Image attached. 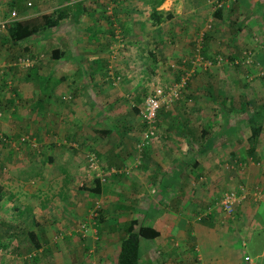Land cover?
I'll return each mask as SVG.
<instances>
[{
  "label": "crops",
  "instance_id": "0c3cea01",
  "mask_svg": "<svg viewBox=\"0 0 264 264\" xmlns=\"http://www.w3.org/2000/svg\"><path fill=\"white\" fill-rule=\"evenodd\" d=\"M59 7L65 16L44 28L42 14ZM4 19L0 179L10 185L0 183V206L18 214L0 209V220H25L22 242L33 244V229L42 263L44 246L67 236L61 264H117L133 219L159 233L140 238L138 264L255 263L263 250L246 252L264 248V76L192 77L178 101L160 108L151 145L138 150L136 141L145 96L178 80L175 67L201 33L206 53L251 50L238 43L264 29V0H0ZM18 20L38 31L12 41ZM18 56L29 64H16ZM107 169L114 172L103 176ZM231 189L241 198L227 210L221 198ZM30 198L38 200L26 211ZM83 218L91 234L73 232ZM51 221L69 227L65 235Z\"/></svg>",
  "mask_w": 264,
  "mask_h": 264
},
{
  "label": "rangeland",
  "instance_id": "374dc122",
  "mask_svg": "<svg viewBox=\"0 0 264 264\" xmlns=\"http://www.w3.org/2000/svg\"><path fill=\"white\" fill-rule=\"evenodd\" d=\"M257 19L260 20L259 18H257ZM93 27H94V25H92V28ZM261 27L258 28L256 31H254V34L251 35V37L253 38L251 41L248 40L246 42L238 43L241 51L244 48H250L253 51L251 63L248 64L245 62L242 63V62H234L233 61V59L236 58L235 56L241 55L242 52H236L235 54L234 53L228 54V53L222 52V51H219V53H207L206 57H208V58L214 59L217 54L219 57H222V58L219 59V62H217V63H216V60L215 61L213 60L212 66L206 67V66L200 64L198 67H195V69L193 67V72H191L192 73L191 78L195 76L199 81V80L203 79L204 76L208 75L209 73L212 74L213 80H216V78L214 77L215 74L217 76H219V75H224L226 77L237 76V77H241V78H245V79H247V78L251 79V78L257 77V76L258 77L264 76V29L262 30ZM227 54L232 56V57H227L226 56ZM19 57L20 56H18L16 59H18ZM240 57L241 56L238 57L239 60H241ZM175 62H172V63L176 66ZM21 65H23V64H21ZM191 68H192V66H190L189 70ZM207 68H208V70L206 71ZM171 73L173 74L174 72L171 71ZM173 79H175L174 76L172 77V79H170V81H172ZM40 81L42 84L45 83L43 78ZM160 84H163V83L160 82ZM35 85L34 86L36 88H39L41 86L39 83H36ZM214 85L216 88L219 87V81H217V83L215 82ZM186 88H187V85L182 89V93L186 90ZM201 90L205 91L204 89H201ZM0 109L4 110L2 106ZM15 176L23 177V174H15ZM0 183L3 184L6 188L8 185H10L8 180H6V177L1 178ZM38 193L40 195V200H45L47 198L46 192L44 190L39 189ZM13 199L15 200L16 198L14 197ZM20 199H23V198L20 197ZM97 199L102 202V199H100V198H97ZM35 200H38V198H35V199L30 198L27 205L25 206L26 211H29L30 208L28 205L31 204V202L35 201ZM87 202H89V201H87ZM13 203L23 205V203H21V200L13 202ZM11 205L12 204H9V202L7 204H2L0 206V209H4V208L8 209V213H10V214L17 213V212L13 211V210H16L14 208H12V209L10 208V210H9V207H12ZM5 209H4V212H5ZM69 212H70L69 209L65 210L64 214H69ZM6 213H7V211H6ZM93 213H95V212H92V214ZM30 215H31V212L29 213L28 216H30ZM0 218L2 219L3 217H0ZM18 220H19V218H17V217L15 219L11 218L8 221L6 220L7 222L12 221V222H10V224L13 225L14 227H9L7 225L6 221L0 220V264H28V262H29V264H53V262L56 259L57 260L54 262V264H61V262L64 260L63 257L64 256L66 257V255H65L67 253L66 248L69 246L68 247V249H69L72 246L70 243L71 242L70 237L65 236V237L61 238L58 241L57 245H55V243L54 244H48L47 246L45 245L44 249L42 250V252H45V255H43V258H44L43 260H45V261H44V263H42L38 259L41 256L37 255V252L41 251L39 249V247H34L33 244H31V242L30 243H27V241L22 242V240L24 239L25 229L27 228V225L25 224L26 227H23L25 220H23L22 222H18ZM65 222L66 221L62 220V223H65ZM52 223H53V225L50 223L52 225L51 230L56 232L57 236L65 235L66 231H68V229H69V227H66L65 224L57 225L54 222H52ZM73 225H74L73 232H79V234H82L83 232L84 233L88 232L89 234H91L89 232L90 223H89L88 219H85V218L78 219V221L75 222V224L73 223ZM30 226H32V225H30ZM175 230L179 231V229H177V228ZM97 233L98 232H96L94 234H97ZM115 234H116L115 236H117L120 234V232H116ZM97 242H99V241H97ZM4 243H7V244H4ZM56 243H57V241H56ZM94 246H96V245L94 244ZM30 247H31V249L29 251ZM82 247H83V249L86 248L85 246H82ZM52 249L54 251H57L58 254H56L54 256V258L51 259L49 257V254L51 257H52V255L49 252H51L50 250H52ZM87 249L88 248H86V250ZM261 250H263V253L257 256V254H259L261 252ZM98 251H99V254L102 255L101 249H98ZM24 253H26V255L28 256L27 261L24 260V256H21ZM246 253L249 254V256H257L254 264H264V248H262L258 251L247 250ZM36 256H38V257H36ZM91 259H94L95 263H98V256L96 255V253H94L91 256ZM38 260L40 263L38 262ZM89 261H90V259L88 261H84V263L89 264ZM238 263L239 264H250L249 261L246 260L243 256H241V261H239Z\"/></svg>",
  "mask_w": 264,
  "mask_h": 264
},
{
  "label": "built area",
  "instance_id": "2783aa9c",
  "mask_svg": "<svg viewBox=\"0 0 264 264\" xmlns=\"http://www.w3.org/2000/svg\"><path fill=\"white\" fill-rule=\"evenodd\" d=\"M220 5V3H219ZM11 17L15 19L17 16L16 10H12L10 13ZM7 22V19L0 20V32H2V29L5 27V24ZM207 27H210V23L207 25ZM203 32L201 35L196 39L195 47H194V57L191 59V66L192 68L185 69L183 72H180L178 76V80L176 81H167L163 84H157L152 87V89L148 92V94L145 96L142 105L139 107V117L142 121L143 128L140 133V136L138 137L136 141V147L138 150L143 149L144 147H147L151 145L154 138L157 136V115L160 110V108L168 103H174L176 100L181 97L182 89L186 86L187 81L191 78V72H193V67H198L200 64L204 66H212L213 60H216V63L219 62V59L222 57H219L218 54L214 59L203 57L200 53L201 51V42L203 40ZM241 60H239L238 57L234 58V62H242V63H251L252 62V52L251 50H244L241 55ZM17 63H21L23 65H27L30 62L29 57H19L17 60ZM190 68V66H189ZM189 70V71H188ZM188 71V72H187ZM94 158H91V161ZM94 167V166H93ZM111 172H114V169L105 170L103 171V176L105 174H110ZM241 198V195L239 191L231 189L228 190L223 194V197L221 198V204L222 206L227 209L231 210L233 206L236 204V202L239 201ZM248 258V256H247Z\"/></svg>",
  "mask_w": 264,
  "mask_h": 264
},
{
  "label": "trees",
  "instance_id": "16d2710c",
  "mask_svg": "<svg viewBox=\"0 0 264 264\" xmlns=\"http://www.w3.org/2000/svg\"><path fill=\"white\" fill-rule=\"evenodd\" d=\"M64 16L65 14L61 7L55 9L53 13L52 12L43 13L42 17L45 19L44 28L54 26L56 24V20L58 19L60 20ZM9 27L10 28H9L8 37L14 42L30 34H34L38 31V25H32L31 22H25L22 20L14 21L13 24L10 25ZM3 38L5 37H2V39ZM194 53H195L194 51H191L190 54H188L187 56L184 55L182 57L183 60L181 59L180 61V64H184L183 67L182 66L179 68L175 67V69L176 70L181 69L180 70L181 72H183L185 69H189V66H191L190 58L192 59L194 57ZM200 53L203 57H206L207 53L203 51V49H201ZM226 56L230 57V55L228 54ZM15 63L18 64L17 61ZM190 79L187 81L186 85H188ZM137 223L138 222L136 221V219H133L130 221L129 225L126 227V231H125L126 233H125V236L121 240L120 249H119V252L116 258L117 264H138V259H139L138 248H139L140 238L141 237H155L157 234H159L158 230L153 228L152 226L146 225V224L145 225L138 224L137 226ZM27 234L29 237H31L33 246L39 247V244L43 243L42 240L40 241L41 243L37 241V237L33 229H30L29 231H27ZM4 244H7V243H4Z\"/></svg>",
  "mask_w": 264,
  "mask_h": 264
},
{
  "label": "clouds",
  "instance_id": "9594fccd",
  "mask_svg": "<svg viewBox=\"0 0 264 264\" xmlns=\"http://www.w3.org/2000/svg\"><path fill=\"white\" fill-rule=\"evenodd\" d=\"M150 146V145H149ZM145 148V147H144Z\"/></svg>",
  "mask_w": 264,
  "mask_h": 264
}]
</instances>
